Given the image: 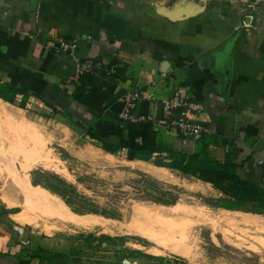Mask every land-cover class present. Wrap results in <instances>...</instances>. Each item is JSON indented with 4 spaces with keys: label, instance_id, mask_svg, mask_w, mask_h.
<instances>
[{
    "label": "crops",
    "instance_id": "crops-1",
    "mask_svg": "<svg viewBox=\"0 0 264 264\" xmlns=\"http://www.w3.org/2000/svg\"><path fill=\"white\" fill-rule=\"evenodd\" d=\"M251 1L202 0L199 13L172 20L152 2L0 0V94L15 91L14 104L67 120L70 150L76 148L71 136L86 138L137 173L164 183L188 176L201 194L234 201L179 167L219 164L264 189V167L258 164L264 158V11L249 9L255 4ZM58 40L77 41L78 59L115 64L117 74L75 78V61L48 48ZM180 89L202 107L192 115L210 128L201 140L119 119L126 92L142 96L137 115L160 118L161 103ZM97 133L117 152L105 151L101 141L89 136ZM13 208L20 207L0 209V264H81V259L69 262L71 233L66 237L64 230H48L39 222L38 227L20 223V212ZM16 224L33 229L26 235L28 247L19 245ZM148 247L117 254L119 259L109 254L108 264H186Z\"/></svg>",
    "mask_w": 264,
    "mask_h": 264
},
{
    "label": "rangeland",
    "instance_id": "rangeland-1",
    "mask_svg": "<svg viewBox=\"0 0 264 264\" xmlns=\"http://www.w3.org/2000/svg\"><path fill=\"white\" fill-rule=\"evenodd\" d=\"M133 1L152 2L159 10L169 11H198L202 6V0ZM250 3L264 11V0ZM0 107V209L18 205L20 208L11 211L20 212L16 216L20 223L38 227L39 222L48 230H64L61 235L66 237L71 233L70 263L81 259V264H108L109 254L125 256L132 249L149 246L148 251L157 249L154 253H166L186 264H264V229L260 227H264V215L259 218L258 215L223 212L215 206L222 199L201 194L193 178L182 177L176 183L160 182L133 171L118 158L107 156L98 143L86 138L71 136L76 148L70 150L67 120L63 117L55 118L14 103L10 106L0 102ZM31 144L38 145L43 152L32 151ZM47 158L56 166L55 171L41 167L40 163ZM46 174L56 175L63 181L66 198L44 187L47 178L56 181L43 177ZM162 176L170 180L168 175ZM32 187L45 189L70 212L94 216L108 228L85 231L70 220L62 219L44 203L28 197L27 189ZM175 205L178 208L172 209ZM252 222L259 224L255 226ZM24 227L26 231L29 229L27 235L33 230ZM174 231L177 238L168 242L163 235ZM84 236L88 237L86 241L80 239ZM164 243L188 251L191 257L165 248Z\"/></svg>",
    "mask_w": 264,
    "mask_h": 264
},
{
    "label": "built area",
    "instance_id": "built-area-1",
    "mask_svg": "<svg viewBox=\"0 0 264 264\" xmlns=\"http://www.w3.org/2000/svg\"><path fill=\"white\" fill-rule=\"evenodd\" d=\"M248 8L255 11L256 5L250 4ZM1 22V14H0ZM78 43L75 40H58L48 43V48L53 54L61 57L72 58L76 63L75 78L79 76L97 77L101 74L114 76L117 74L118 66L107 64L100 60L85 59L76 57ZM142 99L139 92H126L123 96V108L119 119L121 122L152 123L154 126L177 130L181 136L193 140H201L210 134V128L192 119V115L202 110V107L190 101L185 90H177L173 97L161 103L162 116L154 115L139 116L135 113L137 103ZM258 164L264 167V158L259 159ZM13 230L22 247H28L30 241L27 239V231L24 226L16 224Z\"/></svg>",
    "mask_w": 264,
    "mask_h": 264
},
{
    "label": "trees",
    "instance_id": "trees-1",
    "mask_svg": "<svg viewBox=\"0 0 264 264\" xmlns=\"http://www.w3.org/2000/svg\"><path fill=\"white\" fill-rule=\"evenodd\" d=\"M0 98L10 104H13L15 99V91H8L6 93L2 92L0 94ZM89 136L92 139L101 141L105 151L111 154L117 152L116 148L111 147L104 140L99 139L101 136L99 133L96 135L89 134ZM179 170L185 175H192L201 181L212 184L213 187L219 190L222 194L230 199H234V201H221L219 204L215 205L217 208L226 210H240L264 215V189L257 184L243 181L233 172L230 167L219 164L206 165L191 163L189 166H180ZM47 176L54 178L56 181L54 182L53 179L48 180L47 178V180L44 181V187L56 195L66 198L63 190V186H65L63 181H61L56 175L46 174L43 177L46 178ZM61 184H63V186ZM93 213L104 216L107 214L103 211H93Z\"/></svg>",
    "mask_w": 264,
    "mask_h": 264
},
{
    "label": "bare ground",
    "instance_id": "bare-ground-1",
    "mask_svg": "<svg viewBox=\"0 0 264 264\" xmlns=\"http://www.w3.org/2000/svg\"><path fill=\"white\" fill-rule=\"evenodd\" d=\"M0 109H1V107H0ZM11 120V119H10ZM38 144V143H37ZM40 144H42V143H40ZM33 147H32V151H34V152H36V153H38V154H41V152H43V149H40L39 150V146L38 145H33V144H31ZM29 147H31V146H29ZM43 147V146H42ZM34 156V158L36 157L35 155H33ZM43 157V156H42ZM48 157V156H47ZM33 158H32V162H33ZM28 161L30 162V160H29V158H28ZM44 162L42 163H40L41 164V167H42V165L43 166H45L46 168H49V169H52V170H56L57 168H56V166H53V164H52V162L50 161V158L48 159L47 158V160H43ZM39 162V161H38ZM56 164V163H55ZM40 166V165H39ZM37 167V166H36ZM24 169H25V167H24ZM61 169V168H60ZM60 171V170H59ZM61 171H63V170H61ZM60 171V172H61ZM63 173V172H62ZM64 174V173H63ZM27 195H28V197L29 198H31L32 200H35V201H40V202H42V203H44L45 205H47L48 207H50L55 213H56V215H58L59 217H62V218H64V219H66V220H70L71 222H73V223H76L77 225H78V223H79V226H81V229H85V230H89V231H91V230H95V229H97V228H99V229H101L102 231H104V230H106V228H107V226L105 227V226H103V222L100 220V219H97L96 217H94V216H87L86 218H78V215L77 214H75V213H72V212H70L69 210H68V208H67V206L64 204V203H62L61 201H59L58 200V198H55L56 196H54V195H52V194H50L48 191H46L45 189H42L41 187H32V188H28L27 189ZM178 208V205L176 206H173L172 207V209H177ZM175 211V210H174ZM53 213V212H52ZM222 217H224V216H222ZM230 217V216H229ZM221 218V217H220ZM235 219V218H234ZM230 220H231V218H230ZM236 220V219H235ZM76 221V222H75ZM218 221V220H217ZM238 221V220H237ZM252 220H247V222H251ZM245 222H246V220H245ZM237 223V222H236ZM253 224H255V226H258V222H252ZM36 224V223H35ZM235 225V224H234ZM233 225V226H234ZM260 227H262L263 229H264V227H263V225H260ZM167 231H168V229H167ZM166 231V232H167ZM151 232H153V231H151ZM151 232H149V233H151ZM164 232V231H163ZM144 233L145 232H143V233H141L142 235H144ZM165 233V232H164ZM154 234V233H153ZM146 235V234H145ZM166 235V234H165ZM163 235L164 236V238L169 242V241H171L170 239H173V238H177L175 235H177L176 233H175V231L174 232H171L170 233V235ZM148 236H150L151 238H152V236L151 235H148ZM153 239H155V238H153ZM156 240V239H155ZM156 242H157V240H156ZM158 243V242H157ZM174 243H176V242H174ZM180 242H178V244H179ZM164 244H166V243H164ZM165 248H173L171 245H169V244H166L165 245ZM156 251H158L157 249H153V251L152 252H156ZM172 251H174V252H179V253H181L182 255H184V256H187V257H191L190 256V254H189V252L188 251H186V250H183V249H179V247L178 248H173L172 249Z\"/></svg>",
    "mask_w": 264,
    "mask_h": 264
},
{
    "label": "water",
    "instance_id": "water-1",
    "mask_svg": "<svg viewBox=\"0 0 264 264\" xmlns=\"http://www.w3.org/2000/svg\"><path fill=\"white\" fill-rule=\"evenodd\" d=\"M159 13H161L165 17H168L169 19L178 20V19L192 17L196 15V13H199V11H181L179 13H176L175 11L159 10Z\"/></svg>",
    "mask_w": 264,
    "mask_h": 264
}]
</instances>
